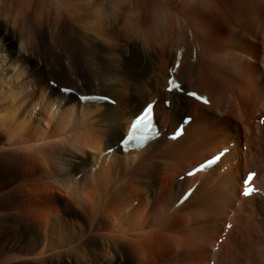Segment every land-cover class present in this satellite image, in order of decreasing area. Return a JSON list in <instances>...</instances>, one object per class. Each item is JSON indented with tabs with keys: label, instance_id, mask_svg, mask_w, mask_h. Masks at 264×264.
I'll return each instance as SVG.
<instances>
[{
	"label": "bare ground",
	"instance_id": "bare-ground-1",
	"mask_svg": "<svg viewBox=\"0 0 264 264\" xmlns=\"http://www.w3.org/2000/svg\"><path fill=\"white\" fill-rule=\"evenodd\" d=\"M186 38L177 79L208 105L165 92ZM263 45L264 0H0V229L38 225L23 241L40 264H264V196L240 201L245 175L264 176ZM65 87L77 94L60 98ZM93 93L113 101L82 106ZM149 103L160 131L193 117L189 131L140 155L104 152ZM227 148L155 225L186 173ZM21 196L32 211L10 213ZM20 255L0 248V264Z\"/></svg>",
	"mask_w": 264,
	"mask_h": 264
},
{
	"label": "rangeland",
	"instance_id": "rangeland-1",
	"mask_svg": "<svg viewBox=\"0 0 264 264\" xmlns=\"http://www.w3.org/2000/svg\"><path fill=\"white\" fill-rule=\"evenodd\" d=\"M164 2H161V4H163ZM10 35L6 36V39L9 38ZM52 40V38L48 37V41L50 42ZM252 42L256 43V41H254L252 39ZM30 60V57H29ZM39 68H44V64H38ZM54 81L51 82V86H55L53 85ZM55 84V83H54ZM59 87V86H58ZM57 86H55V88H58ZM260 122V120L257 121ZM18 168V167H17ZM25 184H20L18 186H15V189H18L19 187L23 186ZM26 187V185L24 186ZM10 190V189H9ZM41 198V197H40ZM9 201V199L6 198V196H1L0 195V203L1 204H6ZM33 202L35 203V209L38 205L40 207V204H43L44 200L41 199H34L33 198ZM32 202L29 201L28 198H24L22 199L21 197H17V204H16V208L14 210H12L10 213H25L24 215L27 214L28 211H32V207L33 205L31 204ZM68 213V212H66ZM61 216L60 212L59 214L55 215V218L57 216ZM66 215V214H65ZM82 216V215H81ZM28 217H32V216H28ZM62 218V216H61ZM12 218H6L5 219V223L3 228L1 227L0 229V248H3L4 251L7 252V254H9V256L11 255H18L21 254L20 256H18L17 259H13L12 262H8L5 264H40V262H37L36 258H32L35 257L36 254L38 253V251L40 250V246L38 243H34L31 246H29L28 244L25 243V240L23 241V239L25 238L26 234L28 233V231L30 230L31 227H36L34 226L32 223H20L19 221H13L11 220ZM78 219V220H77ZM69 220H72L69 219ZM75 222L77 223H81L82 220L81 218H75ZM42 223V222H41ZM84 223L82 222V225ZM41 228L36 227L32 228L34 232L33 236L37 238V236L40 234L38 233L40 231ZM38 233V234H37ZM18 241V242H17ZM140 255V251L138 248H133L131 250V259L134 261L138 260V257ZM74 259H72L71 261H66L65 263L62 264H82L80 260H76L75 256H73ZM136 263V262H135ZM154 264V263H151Z\"/></svg>",
	"mask_w": 264,
	"mask_h": 264
},
{
	"label": "snow or ice",
	"instance_id": "snow-or-ice-1",
	"mask_svg": "<svg viewBox=\"0 0 264 264\" xmlns=\"http://www.w3.org/2000/svg\"><path fill=\"white\" fill-rule=\"evenodd\" d=\"M170 85H171V87H170V91L171 90H181L182 91V89H181V85L177 82V81H175L174 79L173 80H170ZM189 96H195L197 99H201V97L200 96H197L195 93H192V92H188L187 93ZM205 103H207V100H205L204 101ZM151 116V109H149V111H148V113H146V116H145V118L144 119H147L148 117H150ZM217 159H218V157H217ZM190 175H191V173H190ZM252 180V176H248L247 177V179H246V183H247V181H251ZM252 192H253V189H251V188H246V190L244 191V195L245 196H250L251 194H252Z\"/></svg>",
	"mask_w": 264,
	"mask_h": 264
}]
</instances>
